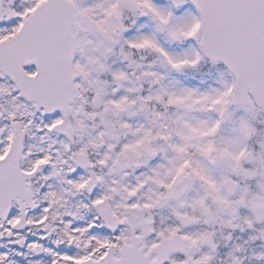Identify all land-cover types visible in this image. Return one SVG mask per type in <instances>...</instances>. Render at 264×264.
Masks as SVG:
<instances>
[{"label":"snow or ice","instance_id":"obj_1","mask_svg":"<svg viewBox=\"0 0 264 264\" xmlns=\"http://www.w3.org/2000/svg\"><path fill=\"white\" fill-rule=\"evenodd\" d=\"M0 264H264V0H0Z\"/></svg>","mask_w":264,"mask_h":264}]
</instances>
